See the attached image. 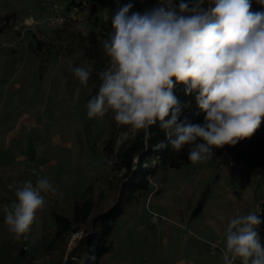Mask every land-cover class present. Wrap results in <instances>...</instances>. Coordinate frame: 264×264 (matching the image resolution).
<instances>
[{
	"label": "rangeland",
	"instance_id": "obj_1",
	"mask_svg": "<svg viewBox=\"0 0 264 264\" xmlns=\"http://www.w3.org/2000/svg\"><path fill=\"white\" fill-rule=\"evenodd\" d=\"M71 1L0 0V208L5 198L16 200L18 186L26 181L35 186L43 178L56 194H43L45 206L38 216L53 207L66 208L71 201L66 197L88 183L95 211L115 203V182L106 184L101 150L114 113L87 116V102L96 93L80 85L71 72L76 59L54 53L47 58L46 52L37 55L28 47L33 34L44 36L51 30L50 19L73 14L66 9ZM93 1L96 14L112 25L124 4L132 3L130 11L143 13L156 0ZM114 136L119 145L132 134L119 127ZM151 190L146 201L119 218L114 248L100 264H224V232L232 218L258 212L264 168L225 165L212 156L170 169L164 180L156 176ZM84 234L83 228L75 230L68 246ZM212 242L219 246L215 252ZM234 264H241L239 258Z\"/></svg>",
	"mask_w": 264,
	"mask_h": 264
},
{
	"label": "clouds",
	"instance_id": "obj_2",
	"mask_svg": "<svg viewBox=\"0 0 264 264\" xmlns=\"http://www.w3.org/2000/svg\"><path fill=\"white\" fill-rule=\"evenodd\" d=\"M132 8L126 3L112 17L113 32L102 41L109 65L99 73L87 116L111 111L117 126H128L133 137L143 132L145 140L159 123L173 151L188 146L193 164L210 160L213 147L251 137L264 119V10L253 11L251 0H160L143 13ZM70 70L87 87L91 71ZM178 83L185 95L196 94L203 124L179 122L187 105L173 93ZM48 193L56 189L47 178L16 188V200L5 208L15 240L29 231ZM260 223L256 213L229 221L224 264L238 258L241 264H264V244L255 230Z\"/></svg>",
	"mask_w": 264,
	"mask_h": 264
},
{
	"label": "trees",
	"instance_id": "obj_3",
	"mask_svg": "<svg viewBox=\"0 0 264 264\" xmlns=\"http://www.w3.org/2000/svg\"><path fill=\"white\" fill-rule=\"evenodd\" d=\"M173 2L178 4L180 0ZM251 2L253 11L264 10V5L257 0ZM159 3L160 0H156L147 6V10ZM66 9L73 14L62 15L64 21L59 25L48 23L51 30L44 36L33 34L28 43L29 50L37 55L46 52L47 58L54 53L76 59L73 66L91 71L87 87H92L96 93L101 83L99 73L109 65L102 41L111 36L112 25L96 14L93 0H72ZM184 87L178 83L173 89L177 99L187 105L182 109L179 122L184 125L203 124L204 114L196 103V94L185 95ZM110 121L113 126L108 129L101 150L108 170L106 184L109 186L115 182V203L103 211H95L93 186L88 183L79 193L66 197L71 200L66 208L53 207L43 216L37 213L29 231L17 241L5 223V208L12 203L5 198L0 208V264H100L114 248V234L122 214L154 193L152 180L156 176L164 180L170 169L192 163L188 159V146L179 152L173 151L159 123L150 126L151 139L145 140L143 132H140L117 145L116 130L129 128L117 126L115 120ZM197 142L201 141L198 139ZM161 143L165 147L161 148ZM212 153L225 165L242 164L248 170L264 168V119L251 137L239 140L235 145L213 147ZM97 196L99 198L100 193ZM202 205L203 201L199 203L198 210ZM256 215L261 223L255 230L264 244V197ZM82 228L85 230L83 237L68 246V237Z\"/></svg>",
	"mask_w": 264,
	"mask_h": 264
},
{
	"label": "built area",
	"instance_id": "obj_4",
	"mask_svg": "<svg viewBox=\"0 0 264 264\" xmlns=\"http://www.w3.org/2000/svg\"><path fill=\"white\" fill-rule=\"evenodd\" d=\"M63 21L64 20H63L62 16H56V17L49 20V24L56 26V25L61 24ZM209 245L211 247L212 252H215L216 250L219 249V246L217 244H215L214 242L210 243Z\"/></svg>",
	"mask_w": 264,
	"mask_h": 264
},
{
	"label": "crops",
	"instance_id": "obj_5",
	"mask_svg": "<svg viewBox=\"0 0 264 264\" xmlns=\"http://www.w3.org/2000/svg\"><path fill=\"white\" fill-rule=\"evenodd\" d=\"M28 18H29V19H32L31 17H28ZM26 19H27V18H25L24 21H27Z\"/></svg>",
	"mask_w": 264,
	"mask_h": 264
}]
</instances>
